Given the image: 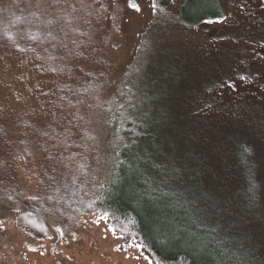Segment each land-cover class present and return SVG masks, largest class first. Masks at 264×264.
Masks as SVG:
<instances>
[{
  "label": "rangeland",
  "instance_id": "374dc122",
  "mask_svg": "<svg viewBox=\"0 0 264 264\" xmlns=\"http://www.w3.org/2000/svg\"><path fill=\"white\" fill-rule=\"evenodd\" d=\"M181 1L157 0L152 10V0H133L141 8L136 12L128 0H84L87 7L63 0V11L50 0H0V240L7 241L8 258L22 250L31 258L26 264H55V259L148 264L137 244L120 248V235L95 212L83 213L73 226L65 217L68 210L57 217L43 213L52 228L46 238L35 237L18 225L16 214L25 215L3 193L11 186L21 197L23 192L40 196L52 184L71 185L82 195L95 190L104 176L110 115L117 104L134 115L149 102L152 109L161 105L164 118H175L182 112L176 102L183 93L191 89L193 98L192 90L210 79L197 98L199 110L224 113L229 121L235 120L236 105L252 115L260 112L257 134L264 155V0H222L220 17L226 19L196 24L179 18ZM89 11L93 21L106 17L99 31L84 23ZM69 49L86 50L100 63L82 74L70 62ZM52 102L63 105L72 123H54L41 136L30 127L32 109Z\"/></svg>",
  "mask_w": 264,
  "mask_h": 264
},
{
  "label": "trees",
  "instance_id": "16d2710c",
  "mask_svg": "<svg viewBox=\"0 0 264 264\" xmlns=\"http://www.w3.org/2000/svg\"><path fill=\"white\" fill-rule=\"evenodd\" d=\"M223 12L222 0H182L178 14L196 24ZM211 81L192 90L194 100L191 89L183 93L175 118H164L161 105L152 109L149 102V110L145 103L134 115L115 105L98 187L82 195L71 185L52 184L48 193L21 197L10 186L3 192L8 204L25 215L16 214L18 225L48 236L52 227L43 213L57 217L68 210L73 226L83 213L95 212L120 235V248L142 245L152 264H264L260 112L236 105L229 121L224 113L200 111L197 98Z\"/></svg>",
  "mask_w": 264,
  "mask_h": 264
},
{
  "label": "snow or ice",
  "instance_id": "6c2138e0",
  "mask_svg": "<svg viewBox=\"0 0 264 264\" xmlns=\"http://www.w3.org/2000/svg\"><path fill=\"white\" fill-rule=\"evenodd\" d=\"M94 2H95V0H94ZM80 4L82 7H87L84 4V0H80ZM50 6H53L56 9H59L61 11L65 10L63 0H50ZM128 6L132 9H134L136 12L141 11L139 4L133 2V0H128ZM101 7H104V6L101 5ZM151 8H152V10H156L158 8L157 0H152ZM91 17H92V13L89 11L87 13V16L82 17V19H83L85 24L93 25L97 29V31H99L101 28L100 21L106 17H98V18H96L95 21H93V19ZM222 19H226V18L220 17L216 21L208 20L205 22L206 23H218ZM49 23H51V21H49ZM49 35H51V33H49ZM33 39H35V37H33ZM72 44L76 45L77 48L79 47V45L76 44L75 40H72ZM64 46L67 47L66 45H64ZM21 51H23V49H21ZM85 51L86 50L75 51L73 49H69L67 55L72 58V60L70 62L74 63V65L76 66L78 71L82 74L87 75L92 71V69L94 68V66L97 63H100V61H98L97 57L95 55H93L92 53H88L87 55H85ZM80 65H83V67H80ZM41 68H42V66H41ZM85 69H88V73L85 72ZM51 71L55 72V71H57V69H51ZM60 71H63V69H61ZM242 79H243V77H242ZM40 95L48 97V93H44L42 90L40 92ZM48 98H49V101H51V97H48ZM62 108H63V105H57L54 102H52L49 107L36 105L32 109V111H33V123L30 125V127H32L35 131L39 132L41 136H47L48 135L47 129L50 128L52 124L55 123L57 126H59L60 122L63 120H67V123L71 124L72 120L67 119V116L62 111ZM73 119H77V117L73 116ZM78 119L83 120L84 117L80 116V117H78ZM81 131H82V129H81ZM41 151H42V148L39 145V143H37L36 148H35V152L40 153ZM28 155L31 156V155H33V153L29 152ZM46 158L47 157H45V159ZM2 182H4V180L0 179V183H2ZM34 198L35 197H31L30 199H34ZM8 199H11V197H8ZM14 210L16 212L20 211L19 208H16ZM110 230L113 231V233L115 232V229H110ZM57 232H59L60 235L63 236V232L59 228H57ZM135 247L140 248V247H142V245L137 244V245H135ZM145 259L148 260V264H152V261L150 259H148V257H145ZM156 264H159V261H157Z\"/></svg>",
  "mask_w": 264,
  "mask_h": 264
},
{
  "label": "flooded vegetation",
  "instance_id": "af4514ba",
  "mask_svg": "<svg viewBox=\"0 0 264 264\" xmlns=\"http://www.w3.org/2000/svg\"><path fill=\"white\" fill-rule=\"evenodd\" d=\"M38 238H46L47 236H35ZM4 246V247H3ZM24 243H20V247H23ZM5 248V249H4ZM10 258V259H9ZM8 258V251H7V241L2 239L0 240V264H26L29 263L31 259L28 256V252L20 250L18 252V255L9 256ZM52 263L55 262V264H61L60 259H55L51 261Z\"/></svg>",
  "mask_w": 264,
  "mask_h": 264
}]
</instances>
